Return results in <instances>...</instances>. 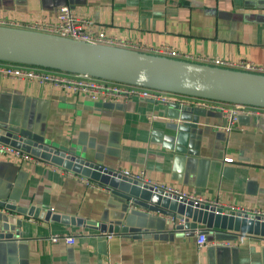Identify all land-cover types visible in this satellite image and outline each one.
<instances>
[{
    "label": "crops",
    "instance_id": "1",
    "mask_svg": "<svg viewBox=\"0 0 264 264\" xmlns=\"http://www.w3.org/2000/svg\"><path fill=\"white\" fill-rule=\"evenodd\" d=\"M60 6L140 52L168 46L193 57L264 64V0H0V19L20 25L52 21ZM0 120L103 168L141 171L150 181L222 206L264 211V118H240V130L228 132L217 112L141 99L93 103L51 85L0 76ZM63 171L69 172L0 156L1 202L40 210L34 218L0 208L13 235L0 242V264H264L262 238L205 233L199 249L202 226L178 230L179 221ZM47 211L138 231L66 227L45 222ZM52 234L73 235L75 244L51 243Z\"/></svg>",
    "mask_w": 264,
    "mask_h": 264
},
{
    "label": "water",
    "instance_id": "2",
    "mask_svg": "<svg viewBox=\"0 0 264 264\" xmlns=\"http://www.w3.org/2000/svg\"><path fill=\"white\" fill-rule=\"evenodd\" d=\"M61 7V6H60ZM0 62L44 68L64 73L80 74L97 79L163 91L222 103L242 104L264 109V75L219 68L201 63L176 60L124 48L87 44L50 34L0 26ZM175 109H191L177 104ZM0 142L37 157L54 166L79 175L109 191L113 196L148 212L177 220L176 229L201 234L228 232L264 239V218L248 216L223 208L192 202L177 201L140 187L136 182L116 176L112 170L86 160L74 150L60 149L17 124L0 120ZM0 208L22 212L38 218L35 207L17 209L0 200ZM45 222L100 229L107 233H133L135 228L116 225H97L80 218L53 215L43 216ZM0 217V242L11 239Z\"/></svg>",
    "mask_w": 264,
    "mask_h": 264
},
{
    "label": "built area",
    "instance_id": "3",
    "mask_svg": "<svg viewBox=\"0 0 264 264\" xmlns=\"http://www.w3.org/2000/svg\"><path fill=\"white\" fill-rule=\"evenodd\" d=\"M0 26L26 29L87 44H98L141 51L139 46L132 44L129 41L108 36L101 28L95 26L91 20L77 16L68 6L58 8L55 13V18L52 21H34L31 24L20 25L0 19ZM146 50L149 54L171 59L264 75V64L255 65L244 60L230 62L221 58L193 57L187 54H180L168 46H158L151 50ZM0 76L14 80H27L38 84L51 85L52 87L60 89L64 93L79 95L93 103H124L133 99H141L151 101L153 104L165 106L177 104L181 107H191L194 109L217 112L225 119V130L228 132L232 130H240L237 126L240 118H264L263 108L179 96L163 91L97 79L85 75L64 73L26 65L0 62ZM0 156L16 158L36 165H44L54 170H62L61 168L34 157L29 153H25L1 142ZM223 161L225 163L232 162L230 158H225ZM63 172L67 176H75V174L71 172ZM113 172L116 176L136 182L142 188L146 187L150 188L152 191H162L163 195L175 198L177 201H187L192 202L194 205L202 204L209 207L212 206L215 208L228 209L255 218L258 217L260 220L264 218V211L257 209H242L231 205L222 206L216 200H210L189 194L171 185L150 181L141 171L120 169ZM82 180L85 181L90 188H97V185L90 183L87 179ZM48 239L51 243L63 242L67 246H73L76 241L75 236L67 234H52ZM196 244L199 249L204 247L206 245V236L198 232L196 234Z\"/></svg>",
    "mask_w": 264,
    "mask_h": 264
}]
</instances>
